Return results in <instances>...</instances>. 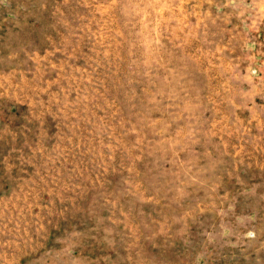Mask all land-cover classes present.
<instances>
[{
    "label": "rangeland",
    "instance_id": "obj_1",
    "mask_svg": "<svg viewBox=\"0 0 264 264\" xmlns=\"http://www.w3.org/2000/svg\"><path fill=\"white\" fill-rule=\"evenodd\" d=\"M0 264H264V0H0Z\"/></svg>",
    "mask_w": 264,
    "mask_h": 264
}]
</instances>
